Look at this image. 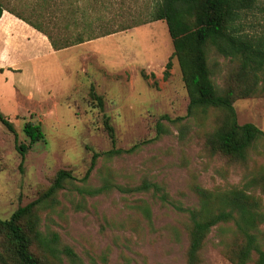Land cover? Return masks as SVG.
<instances>
[{"label":"rangeland","instance_id":"rangeland-1","mask_svg":"<svg viewBox=\"0 0 264 264\" xmlns=\"http://www.w3.org/2000/svg\"><path fill=\"white\" fill-rule=\"evenodd\" d=\"M3 2L42 25L56 40L74 36L81 29L71 20L57 19L49 9H32L36 5L44 9L42 0ZM80 4L89 2L81 0ZM97 9L105 16L97 23L101 28L146 23L43 58L59 65L60 71L53 63L44 68L40 63L35 75L26 68L22 73L0 72V112L15 126L13 132L0 121V216L9 217L19 205L30 202L40 189L50 185L60 169H68L76 177V184H68L61 191V203L50 217L44 215L42 228L57 231L63 243L71 245L85 264H186L185 217L173 206L117 188L96 196L79 192L77 186L84 184L94 155L98 154L87 184L100 186L108 178L135 185L150 178L164 183L172 197L185 206L199 203L192 183L211 189L243 186L246 167L204 149L205 133L214 126L213 115L178 122L163 118L186 116L189 95L176 57L165 74L174 47L166 21H149L153 0H104ZM82 21L80 18L78 22ZM241 21L245 32L264 35V0L242 13ZM2 42L0 61L7 63L17 54L8 48L6 39L0 38V46ZM217 60L224 62L221 57ZM210 61L214 66L218 64L212 57ZM32 62L39 61L23 65L31 66ZM221 68L213 79L223 86L227 73ZM45 72H49L46 77ZM39 77L45 97H19V93L36 92L34 79L40 81ZM92 87L104 98L102 110L90 104ZM234 107L240 124L252 122L264 130V95L237 99ZM105 116L115 129L116 148H129L137 142H142L141 146L133 153L108 158L105 152L113 144L104 127ZM27 121L41 123L45 139L29 145L23 131ZM158 122L164 124L166 132L155 140ZM21 144L28 145L27 149L21 151ZM260 163H264V142L252 151L249 167L255 169ZM255 192L264 202V192ZM139 197L152 204V225L133 207ZM220 232L218 226L211 230L201 264H234L218 244Z\"/></svg>","mask_w":264,"mask_h":264},{"label":"trees","instance_id":"trees-1","mask_svg":"<svg viewBox=\"0 0 264 264\" xmlns=\"http://www.w3.org/2000/svg\"><path fill=\"white\" fill-rule=\"evenodd\" d=\"M31 1V0H30ZM41 10L49 9L58 19L73 21L81 28L74 36L56 40L42 25L22 13L7 8L0 0V18L5 10L16 14L38 30L45 33L55 50L91 41L110 35L122 29L146 22H135L120 29L101 28L97 23L105 19L97 9L104 0H42ZM258 0H153L151 20H165L172 38L174 51L166 64L167 75L176 57L182 78L189 95L188 113L173 122L214 116L212 130L205 133L204 149L212 155L219 154L229 163L246 167V182L243 186L204 187L199 182L191 184L198 197V204L185 206L172 197L167 186L150 178L139 184L123 185L105 178L100 186L87 184V179L96 164L97 153L83 178L84 184L77 186L80 193L96 196L117 188L121 192L149 195L155 202L173 206L185 217L187 232L186 264H201L202 252L214 226L220 228L223 254L234 264H264V202L255 191L264 192V163L250 168L252 151L264 142V130L252 122L240 124L234 102L240 98L264 95V35L247 33L241 21L242 13L251 9ZM34 2V1H33ZM60 5V7L58 6ZM82 22H78L79 20ZM148 21V22H149ZM70 24L68 28H70ZM216 60L217 65L210 59ZM217 57L223 58L220 63ZM226 70L225 84L218 85L213 79L217 69ZM143 76L147 77L145 72ZM90 104L101 110L104 98L92 87ZM0 121L11 131L15 126L0 112ZM104 127L113 147L105 152L108 158L135 152L142 144L137 142L129 148H116L115 129L109 117H104ZM23 131L29 138V145L45 139L46 134L39 122L27 121ZM166 132L164 124L157 123L155 140ZM21 144L19 149H27ZM76 177L68 169H60L51 184L40 189L30 202L19 205L7 218L0 216V264H85L75 249L63 243L60 234L42 228L44 215L50 217L61 203L60 193L68 184H74ZM76 184V183H75ZM254 188V190H252ZM136 212L152 225V204L139 197Z\"/></svg>","mask_w":264,"mask_h":264},{"label":"crops","instance_id":"crops-1","mask_svg":"<svg viewBox=\"0 0 264 264\" xmlns=\"http://www.w3.org/2000/svg\"><path fill=\"white\" fill-rule=\"evenodd\" d=\"M0 38L1 41L6 39L8 48L10 47L11 50H14L17 54L16 58H10L8 60L9 62H1L0 61V72L1 73H11L14 74L16 72H24L26 70H29L28 73L35 75V72H38V67L40 66V63L42 65V68L46 66H50V64L53 63V66L55 68H59V71L61 70V67L58 65H55V62H47L44 61L43 58L49 56V55H55L56 53H59L61 51H68L71 49V47H67L60 50H55L50 43L49 39L40 31L35 29L33 26L28 24L26 21L13 16L9 11L5 10L3 13V16L0 18ZM90 41H86L84 43H80L79 45H87ZM93 43V42H91ZM4 43H1L0 48L3 49ZM42 48V49H41ZM39 50L38 52H36ZM22 53V54H20ZM39 61V62H32L31 66L23 65L26 61ZM44 61V62H43ZM52 66V65H51ZM26 68V70L24 69ZM37 68V69H36ZM36 70V71H35ZM50 70V69H48ZM47 70V71H48ZM51 71V70H50ZM46 73V74H45ZM44 73V76H48L47 72ZM57 78V77H56ZM37 79H34L36 92L35 91H29L28 94H18L19 97L22 96L26 99H41L45 97L46 90H41V82L42 80L39 77ZM51 90H48L47 93H51ZM48 97H51L49 96ZM47 96V95H46ZM25 99V100H26Z\"/></svg>","mask_w":264,"mask_h":264}]
</instances>
